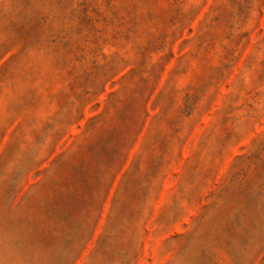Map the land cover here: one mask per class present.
I'll list each match as a JSON object with an SVG mask.
<instances>
[{"label":"rangeland","instance_id":"1","mask_svg":"<svg viewBox=\"0 0 264 264\" xmlns=\"http://www.w3.org/2000/svg\"><path fill=\"white\" fill-rule=\"evenodd\" d=\"M0 264H264V0H0Z\"/></svg>","mask_w":264,"mask_h":264}]
</instances>
